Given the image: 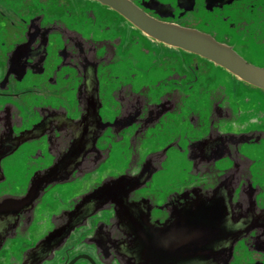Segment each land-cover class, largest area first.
Returning a JSON list of instances; mask_svg holds the SVG:
<instances>
[{
	"label": "flooded vegetation",
	"instance_id": "flooded-vegetation-1",
	"mask_svg": "<svg viewBox=\"0 0 264 264\" xmlns=\"http://www.w3.org/2000/svg\"><path fill=\"white\" fill-rule=\"evenodd\" d=\"M52 166L0 264H264V0H0V197Z\"/></svg>",
	"mask_w": 264,
	"mask_h": 264
},
{
	"label": "water",
	"instance_id": "water-1",
	"mask_svg": "<svg viewBox=\"0 0 264 264\" xmlns=\"http://www.w3.org/2000/svg\"><path fill=\"white\" fill-rule=\"evenodd\" d=\"M56 170V166H52L45 173L34 176L30 189L22 196L0 197V230L6 229L5 226L9 225L7 219H9L10 216H13L12 220L14 223L17 222V216L28 214L26 211L32 206V202L38 195L40 189L56 181L60 177V174L56 172ZM1 224L5 226H2Z\"/></svg>",
	"mask_w": 264,
	"mask_h": 264
}]
</instances>
